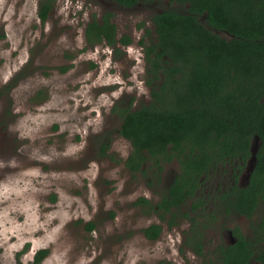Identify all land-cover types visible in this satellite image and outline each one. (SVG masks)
<instances>
[{"label": "rangeland", "instance_id": "obj_1", "mask_svg": "<svg viewBox=\"0 0 264 264\" xmlns=\"http://www.w3.org/2000/svg\"><path fill=\"white\" fill-rule=\"evenodd\" d=\"M40 1L0 0V264H32L44 248L38 264H206L228 229L250 236L251 220L225 215L214 199L198 209L203 255L182 242L190 224L185 217H174L157 239L141 232L159 218L135 202L156 201L177 164L163 165L159 184L150 160L143 172L131 173L125 166L131 144L118 134L121 118L113 106L135 109L150 100L144 53L155 37L150 16L186 5L55 0L42 21ZM107 12L116 38L128 36V44L86 42L87 23ZM223 178L226 186V174L215 183ZM191 206L188 198L182 210Z\"/></svg>", "mask_w": 264, "mask_h": 264}, {"label": "trees", "instance_id": "obj_2", "mask_svg": "<svg viewBox=\"0 0 264 264\" xmlns=\"http://www.w3.org/2000/svg\"><path fill=\"white\" fill-rule=\"evenodd\" d=\"M110 1L130 7L153 0ZM168 1L186 5V9L168 7L152 15L155 41L144 48L147 73L151 74L146 81L150 100L135 109L131 103L113 106L121 118L118 134L131 144L125 160L131 173L143 172V165L150 160L155 180L161 183L163 165L177 164L156 201L140 197L135 202L159 218L141 232L156 239L163 222L169 229L176 223L174 217H185L191 225L184 244L203 255L205 224L198 219V208L204 210L214 199L215 209L225 215L248 217L251 235L235 229V243L217 245L205 263L264 264V0ZM54 2L40 1L42 21ZM110 18L107 12L101 21L87 23L88 44L130 42L128 36L116 38ZM213 29L228 33L230 38ZM255 136L259 138L256 161L248 182L239 185ZM106 147L101 143L102 153ZM219 174L231 176L226 186L224 178L215 183ZM210 185L215 194L212 198ZM188 198H192L191 212L182 210ZM93 226L89 223L88 229ZM47 252L38 250L32 264H38Z\"/></svg>", "mask_w": 264, "mask_h": 264}, {"label": "flooded vegetation", "instance_id": "obj_3", "mask_svg": "<svg viewBox=\"0 0 264 264\" xmlns=\"http://www.w3.org/2000/svg\"><path fill=\"white\" fill-rule=\"evenodd\" d=\"M158 0H153V3L154 2H157ZM168 1V0H167ZM137 3H150V2H142V1H139V2H137ZM137 3H135V4H137ZM175 4H178V3H176V2H174ZM134 4V5H135ZM134 5H132V6H134ZM121 6V5H120ZM122 7H124V6H122ZM131 7V6H130ZM128 8V7H127ZM166 9V8H165ZM164 9H159V10H156V11H153L152 12V14H151V16H150V21H151V23H152V25L154 26V23H153V21H152V15L153 14H155V13H159V12H161V11H163ZM228 34V33H227ZM228 38L227 39H229L230 38V35L228 34ZM154 41H155V37H154ZM145 53V52H144ZM240 176V175H239ZM228 178L230 179V177L228 176ZM239 178V177H238ZM154 182L156 183V184H159V183H157V181L155 180V177H154ZM233 183V182H232ZM165 185V184H164ZM239 185H241L240 184V181H239ZM243 185H244V183H243ZM163 186V185H162ZM159 190H161L160 188H159ZM158 193H159V191H158ZM159 198V197H158ZM199 209V208H198ZM163 226L165 227V228H167V223L166 222H163ZM164 227H163V229H164ZM190 228V224L188 225V227H187V229H186V231L188 230ZM168 229V228H167ZM186 231H185V234H183V243H185V241H186V239H187V234H186ZM235 232H234V229L232 228V229H228V231H227V235H228V239L224 242V244H226V245H229V244H233V243H235V241H236V239H237V237L235 236V234H234ZM161 234V233H160ZM159 237V236H158ZM157 237V238H158ZM156 238V239H157ZM36 253V252H35ZM256 263H258L257 261H256Z\"/></svg>", "mask_w": 264, "mask_h": 264}, {"label": "water", "instance_id": "obj_4", "mask_svg": "<svg viewBox=\"0 0 264 264\" xmlns=\"http://www.w3.org/2000/svg\"><path fill=\"white\" fill-rule=\"evenodd\" d=\"M258 146H259V138L257 136L254 137V140L251 144V156L249 158V165H248V168H247V171H246V174L244 176V185L248 182V178H249V175H250V172L251 170L253 169L254 167V164H255V161H256V156H255V153L258 149ZM241 185H243V183H240Z\"/></svg>", "mask_w": 264, "mask_h": 264}]
</instances>
